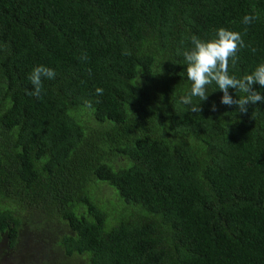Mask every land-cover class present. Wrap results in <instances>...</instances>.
Here are the masks:
<instances>
[{
	"label": "trees",
	"instance_id": "obj_1",
	"mask_svg": "<svg viewBox=\"0 0 264 264\" xmlns=\"http://www.w3.org/2000/svg\"><path fill=\"white\" fill-rule=\"evenodd\" d=\"M220 28L248 45L230 75L264 64V0H0V264L25 243L43 264H264V103L215 83L180 102L191 37Z\"/></svg>",
	"mask_w": 264,
	"mask_h": 264
},
{
	"label": "clouds",
	"instance_id": "obj_2",
	"mask_svg": "<svg viewBox=\"0 0 264 264\" xmlns=\"http://www.w3.org/2000/svg\"><path fill=\"white\" fill-rule=\"evenodd\" d=\"M256 19L255 15H245L242 22L248 25ZM191 43L193 47L191 50H185L183 56L187 65V79L192 82V86L189 94L180 97V102L184 105H192L193 113L202 111L200 104L199 106L193 105V98L198 97L201 102L206 101L208 99L206 86L212 83H215L218 89L223 92L220 103L229 107L235 105L240 113H246L250 104L264 103V95L253 87L259 85L264 88V64L258 65L251 74H247L243 78L238 79L229 73L230 62L234 68L239 51L248 47L240 32L220 28L216 32L215 39L204 41L193 35ZM252 51L256 50L253 48ZM81 58L87 59L86 54H82ZM56 75L54 69L43 65L35 67L27 77L33 90H26V94L41 99L44 94L43 81L55 79ZM229 89H235L245 95L234 99L229 94ZM103 91V89L97 88L96 95H103ZM84 105L88 109L92 108L91 101H84ZM210 110L213 112L217 110L215 103L212 104Z\"/></svg>",
	"mask_w": 264,
	"mask_h": 264
},
{
	"label": "rangeland",
	"instance_id": "obj_3",
	"mask_svg": "<svg viewBox=\"0 0 264 264\" xmlns=\"http://www.w3.org/2000/svg\"><path fill=\"white\" fill-rule=\"evenodd\" d=\"M99 197L102 198L103 202L105 203L106 201H110V204L108 205L109 207L108 211L112 216H117L118 214L121 213L120 208L117 206L116 197H113V192L111 190L107 188H103L101 190V193H99ZM1 247H2V243H0V249ZM27 250H28V244L25 243L24 252L26 255V259H23L22 254H15V256L12 258L9 264H43V262H45V260L42 258V252L38 256V258H34L32 257L31 253L26 254ZM0 258H2L1 252H0Z\"/></svg>",
	"mask_w": 264,
	"mask_h": 264
}]
</instances>
